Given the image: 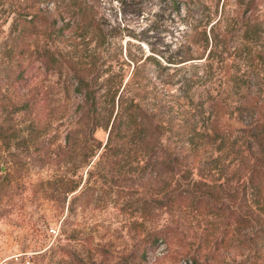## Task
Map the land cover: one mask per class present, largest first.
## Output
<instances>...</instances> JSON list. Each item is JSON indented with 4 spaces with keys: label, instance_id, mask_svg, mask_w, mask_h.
Wrapping results in <instances>:
<instances>
[{
    "label": "rangeland",
    "instance_id": "obj_1",
    "mask_svg": "<svg viewBox=\"0 0 264 264\" xmlns=\"http://www.w3.org/2000/svg\"><path fill=\"white\" fill-rule=\"evenodd\" d=\"M131 61L155 129L106 151L76 87ZM0 262L264 264V0H0Z\"/></svg>",
    "mask_w": 264,
    "mask_h": 264
},
{
    "label": "trees",
    "instance_id": "obj_2",
    "mask_svg": "<svg viewBox=\"0 0 264 264\" xmlns=\"http://www.w3.org/2000/svg\"><path fill=\"white\" fill-rule=\"evenodd\" d=\"M194 59L191 56H183L176 63H170L174 67H162L157 63L156 65L162 71L168 70L169 67L173 70L171 82H164L163 84L172 86L179 84L177 91L180 93L187 92V87L191 85L192 81L189 75L190 69L196 65L185 63ZM145 60H149V58ZM131 62L133 63V70L126 82L122 74L112 72L111 66H109L103 71L98 69L90 80L80 78L76 87L78 91L84 93L82 99L85 106L89 107L86 114H91L90 117L94 121L93 130L97 128L101 120L104 129L108 130V141L104 147L106 151L109 150L114 136L136 140L139 143L138 141H141L144 135L150 137L152 130L155 129L144 102L154 90V87L151 91L148 90V87L154 86L155 83L144 72L145 61L141 63L139 61ZM21 77L22 73H18L14 79L19 80ZM175 77H177L176 80H174ZM126 143L128 142L126 141ZM99 147L100 143H97L95 150Z\"/></svg>",
    "mask_w": 264,
    "mask_h": 264
},
{
    "label": "built area",
    "instance_id": "obj_3",
    "mask_svg": "<svg viewBox=\"0 0 264 264\" xmlns=\"http://www.w3.org/2000/svg\"><path fill=\"white\" fill-rule=\"evenodd\" d=\"M0 264H2V263L0 262Z\"/></svg>",
    "mask_w": 264,
    "mask_h": 264
}]
</instances>
